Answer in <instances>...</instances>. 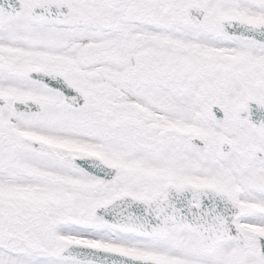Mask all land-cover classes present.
I'll return each mask as SVG.
<instances>
[{"label": "snow or ice", "instance_id": "obj_1", "mask_svg": "<svg viewBox=\"0 0 264 264\" xmlns=\"http://www.w3.org/2000/svg\"><path fill=\"white\" fill-rule=\"evenodd\" d=\"M0 264H264V0H0Z\"/></svg>", "mask_w": 264, "mask_h": 264}]
</instances>
